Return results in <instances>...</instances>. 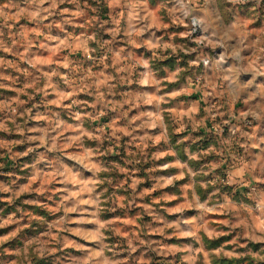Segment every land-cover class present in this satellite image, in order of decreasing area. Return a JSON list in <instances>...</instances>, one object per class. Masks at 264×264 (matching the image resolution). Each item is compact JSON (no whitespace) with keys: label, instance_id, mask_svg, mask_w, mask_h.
Returning <instances> with one entry per match:
<instances>
[{"label":"clouds","instance_id":"clouds-1","mask_svg":"<svg viewBox=\"0 0 264 264\" xmlns=\"http://www.w3.org/2000/svg\"><path fill=\"white\" fill-rule=\"evenodd\" d=\"M0 264H264V0H0Z\"/></svg>","mask_w":264,"mask_h":264}]
</instances>
